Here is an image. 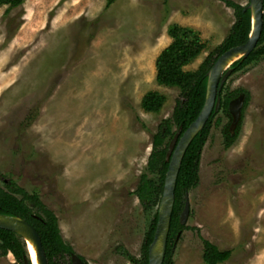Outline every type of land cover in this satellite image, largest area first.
I'll use <instances>...</instances> for the list:
<instances>
[{
  "label": "rangeland",
  "instance_id": "1",
  "mask_svg": "<svg viewBox=\"0 0 264 264\" xmlns=\"http://www.w3.org/2000/svg\"><path fill=\"white\" fill-rule=\"evenodd\" d=\"M106 2L0 7V184L11 179L37 193L85 264H138L156 209L145 210L134 192L142 175L157 181L147 172L152 137L180 95L155 82L167 29L198 32L206 48L184 68L195 71L235 18L219 0ZM240 90L248 102L230 148V114L212 120L173 264H204L200 237L232 250L224 264H264L263 59L230 74L221 97ZM148 92L165 98L158 112L141 108ZM0 264L17 263L8 254Z\"/></svg>",
  "mask_w": 264,
  "mask_h": 264
},
{
  "label": "trees",
  "instance_id": "2",
  "mask_svg": "<svg viewBox=\"0 0 264 264\" xmlns=\"http://www.w3.org/2000/svg\"><path fill=\"white\" fill-rule=\"evenodd\" d=\"M24 1L0 0V7H6V11H10L21 6ZM115 1L107 0L106 7ZM219 1L233 10L235 21L222 43L208 54L197 70L184 71V68L197 59L206 45L202 42L198 32L189 27L170 25L167 29V35L171 39V43L160 52L155 60L156 84L162 87L177 88L180 95L175 102L171 117L162 120L156 134L152 137V148L147 159V172L157 175V181L150 180L147 175H142L134 192L145 210L156 209L144 237L141 247V260L138 264H147L148 261V248L153 240L157 222V208L168 169V164L165 162L168 144L180 127L182 134L200 113L205 102L207 73L218 57L227 50L244 44L251 32V14L249 10H245V6L236 4L231 0ZM262 19V31L255 50L245 59L233 63L230 67L231 74L243 70L260 59L264 60V0ZM240 95H244L243 108H245L248 102L246 92L240 90L221 97V90L219 93L221 97L220 110L229 116L228 105L230 101ZM164 102L165 98L161 94L148 92L141 100V108L147 113L158 112ZM217 114H211L202 131L189 144L183 157L174 191V206L162 264H173L178 235L187 229L186 226H180L179 216L184 206L185 194L196 188L199 183L198 172L201 152L208 138L212 120ZM237 132L238 128L235 130L234 136H231L228 130L224 132L225 149L230 148L233 144ZM0 214L20 217L35 228L40 237L47 264H71V255L74 252L63 241L56 216L41 202L37 193L28 194L13 180L3 179L2 185L0 184ZM200 239L204 264H224L231 258L232 250H220L209 241L201 237ZM8 254L13 256L17 264H24L25 259L27 264H30L22 239L12 232L0 229V256L5 257ZM81 260L82 264H85L82 258Z\"/></svg>",
  "mask_w": 264,
  "mask_h": 264
},
{
  "label": "water",
  "instance_id": "3",
  "mask_svg": "<svg viewBox=\"0 0 264 264\" xmlns=\"http://www.w3.org/2000/svg\"><path fill=\"white\" fill-rule=\"evenodd\" d=\"M245 10H249L251 14V32L248 40L240 46L227 50L218 57L207 73L205 102L200 113L182 134L180 127L168 144L165 155V162L168 164V169L165 174L162 195L157 208V222L153 234V240L148 248L147 264L163 263L174 206V191L177 176L189 144L194 137L202 131L211 114H217L219 112L221 105V97L219 96V93L231 74V65L240 59L248 57L258 44L263 26V0H249V4L245 7ZM238 55H241V58L231 62V60ZM243 104L244 95H240L230 101L228 105V112L232 119L229 128L231 135L234 134L235 128L240 121ZM189 212L190 207L186 193L184 206L179 216L180 226L186 225ZM0 229L12 232L20 237L25 244L26 253V240H30L38 264H47L40 237L35 228L27 221L20 217L0 214ZM180 234L178 235V238ZM27 258L30 261L28 253ZM24 264H27L26 259ZM30 264H32L31 261ZM71 264H82V260L79 256L73 253L71 255Z\"/></svg>",
  "mask_w": 264,
  "mask_h": 264
},
{
  "label": "bare ground",
  "instance_id": "4",
  "mask_svg": "<svg viewBox=\"0 0 264 264\" xmlns=\"http://www.w3.org/2000/svg\"><path fill=\"white\" fill-rule=\"evenodd\" d=\"M239 58H241V55H238L237 57L232 59L231 62H234V61L238 60ZM26 246H27V253L29 255L31 263L32 264H38L32 242L28 239L26 240Z\"/></svg>",
  "mask_w": 264,
  "mask_h": 264
},
{
  "label": "flooded vegetation",
  "instance_id": "5",
  "mask_svg": "<svg viewBox=\"0 0 264 264\" xmlns=\"http://www.w3.org/2000/svg\"><path fill=\"white\" fill-rule=\"evenodd\" d=\"M228 131H229V128H228ZM229 133H230V131H229ZM231 135V134H230ZM231 136H233V135H231Z\"/></svg>",
  "mask_w": 264,
  "mask_h": 264
},
{
  "label": "crops",
  "instance_id": "6",
  "mask_svg": "<svg viewBox=\"0 0 264 264\" xmlns=\"http://www.w3.org/2000/svg\"><path fill=\"white\" fill-rule=\"evenodd\" d=\"M186 67H187V66H186ZM186 67H185V68H186Z\"/></svg>",
  "mask_w": 264,
  "mask_h": 264
}]
</instances>
